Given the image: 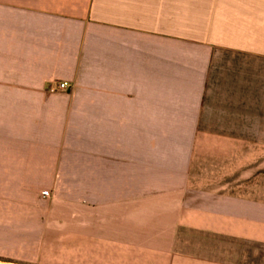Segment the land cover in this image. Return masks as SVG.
<instances>
[{
  "label": "crops",
  "instance_id": "obj_1",
  "mask_svg": "<svg viewBox=\"0 0 264 264\" xmlns=\"http://www.w3.org/2000/svg\"><path fill=\"white\" fill-rule=\"evenodd\" d=\"M0 264H264V0H0Z\"/></svg>",
  "mask_w": 264,
  "mask_h": 264
},
{
  "label": "built area",
  "instance_id": "obj_2",
  "mask_svg": "<svg viewBox=\"0 0 264 264\" xmlns=\"http://www.w3.org/2000/svg\"><path fill=\"white\" fill-rule=\"evenodd\" d=\"M69 82H67V81H63V82H53V86H52V89L53 90H67L68 89V84ZM43 196L44 197H49L50 196V192L49 191H47V190H44L43 191Z\"/></svg>",
  "mask_w": 264,
  "mask_h": 264
},
{
  "label": "rangeland",
  "instance_id": "obj_3",
  "mask_svg": "<svg viewBox=\"0 0 264 264\" xmlns=\"http://www.w3.org/2000/svg\"><path fill=\"white\" fill-rule=\"evenodd\" d=\"M63 81H67V80L54 79V80H52L51 82H57V83H58V82H63ZM67 82H69V81H67ZM68 84H69V85H68V86H69L68 88H70V86H71V85H70V82H69ZM60 91H63V90H60ZM43 191H44V190H43ZM43 191H42V196H43V194H44ZM47 191H48V190H47ZM43 197H44V196H43Z\"/></svg>",
  "mask_w": 264,
  "mask_h": 264
}]
</instances>
